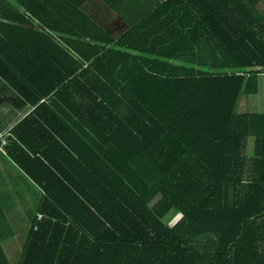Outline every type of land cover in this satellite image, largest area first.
Segmentation results:
<instances>
[{
  "label": "trees",
  "instance_id": "1",
  "mask_svg": "<svg viewBox=\"0 0 264 264\" xmlns=\"http://www.w3.org/2000/svg\"><path fill=\"white\" fill-rule=\"evenodd\" d=\"M87 1L0 0V76L62 113L20 264H264V0Z\"/></svg>",
  "mask_w": 264,
  "mask_h": 264
},
{
  "label": "crops",
  "instance_id": "2",
  "mask_svg": "<svg viewBox=\"0 0 264 264\" xmlns=\"http://www.w3.org/2000/svg\"><path fill=\"white\" fill-rule=\"evenodd\" d=\"M95 2L99 4L97 10L107 17L110 10L111 23L102 20L99 13L95 14L92 9ZM84 9L117 37L131 27L105 0H88ZM120 30L121 34L114 33ZM55 106L52 98L29 103L0 76V241L6 253L7 248L14 246L11 242L14 239L16 242L18 235L25 234L27 240L28 216H32L28 214V202H37L32 209L37 214L43 199L44 190L28 174V164L42 154L48 141L59 137L48 123V120L60 119L62 113ZM54 125L60 128L58 121Z\"/></svg>",
  "mask_w": 264,
  "mask_h": 264
},
{
  "label": "rangeland",
  "instance_id": "3",
  "mask_svg": "<svg viewBox=\"0 0 264 264\" xmlns=\"http://www.w3.org/2000/svg\"><path fill=\"white\" fill-rule=\"evenodd\" d=\"M98 2H95L92 6V9H94L96 12L95 14H100L99 16L101 17L102 20H106L107 22L111 23L112 21V17L110 16V10H108V17L107 15L102 12V11H98L97 10V5ZM117 14V13H116ZM99 20V18H97ZM116 34H121L122 31L120 30L119 32H114ZM247 95L244 93L242 94V97H241V100H240V103H239V107H238V111L239 112H247L248 111V100H247ZM253 150V144L251 145V140L249 142V146L246 150V152L248 153H251ZM43 197H44V193H43ZM37 204V202H33V201H29L28 202V214H32V216H28V232H29V229L31 227V223H32V220L33 218L35 217V213L36 211L35 210H32L34 209V206ZM174 213H171L167 219L171 218L173 216ZM25 241V242H24ZM206 241V239L204 240ZM203 241V242H204ZM13 243V247L12 248H7V253H8V256H9V259L11 261L12 264H20L21 263V260H22V254L25 250V246H26V238H25V234L23 235H18L17 236V240L15 242V239L12 240ZM15 243V244H14Z\"/></svg>",
  "mask_w": 264,
  "mask_h": 264
},
{
  "label": "built area",
  "instance_id": "4",
  "mask_svg": "<svg viewBox=\"0 0 264 264\" xmlns=\"http://www.w3.org/2000/svg\"><path fill=\"white\" fill-rule=\"evenodd\" d=\"M238 74H243L242 72H239ZM44 218V215H39V220H42Z\"/></svg>",
  "mask_w": 264,
  "mask_h": 264
}]
</instances>
